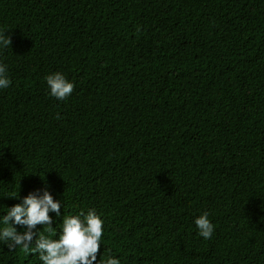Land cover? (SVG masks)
<instances>
[{"label": "trees", "instance_id": "trees-1", "mask_svg": "<svg viewBox=\"0 0 264 264\" xmlns=\"http://www.w3.org/2000/svg\"><path fill=\"white\" fill-rule=\"evenodd\" d=\"M2 32L0 216L47 186L54 238L101 216L97 261L264 264V0H0Z\"/></svg>", "mask_w": 264, "mask_h": 264}, {"label": "clouds", "instance_id": "clouds-1", "mask_svg": "<svg viewBox=\"0 0 264 264\" xmlns=\"http://www.w3.org/2000/svg\"><path fill=\"white\" fill-rule=\"evenodd\" d=\"M10 45V37L5 32L0 33V52ZM45 79L49 95L57 100H65L73 93L75 85L63 73L55 72ZM11 83L7 65L0 61V90L9 88ZM2 155L0 153V157ZM11 198H19V192ZM61 207L62 201L54 199L47 186L30 192L20 203L7 207L0 216V243L8 250L19 249L26 255H38L41 264H121L110 254L97 261L104 221L95 209L64 216L60 234L54 238V221L49 213L61 216ZM38 225L45 228L47 235L39 232ZM195 225L200 237L205 240L211 238L215 225L207 212L195 219ZM17 226L23 230L19 231Z\"/></svg>", "mask_w": 264, "mask_h": 264}]
</instances>
